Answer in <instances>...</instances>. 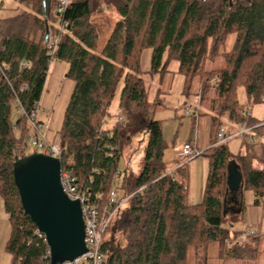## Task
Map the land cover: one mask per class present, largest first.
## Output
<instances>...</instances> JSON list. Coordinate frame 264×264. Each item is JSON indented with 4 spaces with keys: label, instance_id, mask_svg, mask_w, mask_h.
<instances>
[{
    "label": "trees",
    "instance_id": "16d2710c",
    "mask_svg": "<svg viewBox=\"0 0 264 264\" xmlns=\"http://www.w3.org/2000/svg\"><path fill=\"white\" fill-rule=\"evenodd\" d=\"M59 1L50 0L47 19L43 0H16L28 9L0 18V201L9 215L5 249L10 264H47L50 258L45 236L37 234L38 227L22 207L13 168L26 155L27 137L35 133L26 113L41 100L53 60L68 64L67 76L74 82L58 132L63 167L72 170L81 187L99 194L102 209L110 191L117 188L118 177L122 180L119 198L125 203L103 236L107 264H196L189 262L191 253L197 259L209 242L217 240L227 258L256 259L258 236L250 244L237 241L229 227L242 212L232 213L225 227L223 198L228 164L234 159L241 166L244 189H251L264 208V121L248 114L237 98L238 88L244 87L249 102L262 99L264 0H105L116 7L120 19L100 52L98 30L89 20L100 2L68 0L57 15ZM54 17L60 18L59 23L67 21L63 30L52 26ZM47 25L58 37L53 52L45 41ZM146 48L152 49V75L163 77L175 59L186 95L199 80L196 114L202 109L212 120L210 146L202 151L209 170L199 203L188 202L184 163L171 170L164 159L168 144L162 123L154 118L161 101L149 100L142 77L140 58ZM220 57L222 67L206 69L208 61ZM22 60L29 66L20 69ZM5 65L9 72L2 71ZM120 85L126 119L103 130L101 120ZM18 100L26 113L14 121ZM242 123L256 125L262 140L244 142L240 154L233 155L226 141L217 143V134L221 127L231 133L232 126ZM143 133L148 140L140 172L121 170L122 146ZM228 240L232 245L224 250Z\"/></svg>",
    "mask_w": 264,
    "mask_h": 264
},
{
    "label": "rangeland",
    "instance_id": "374dc122",
    "mask_svg": "<svg viewBox=\"0 0 264 264\" xmlns=\"http://www.w3.org/2000/svg\"><path fill=\"white\" fill-rule=\"evenodd\" d=\"M98 1L100 4L97 9L92 12L89 20L98 30L97 51L100 52L111 36L116 22L120 19V14L113 4L105 0ZM25 9L28 8L23 5L19 6L16 0H0V18L10 16L14 12H21ZM59 20L60 18L58 17L52 18V26L59 27L61 23H59ZM226 47L230 49V45L227 44ZM151 56L152 49H144L141 53L140 64L142 77L148 89L149 100L151 102L161 101V104L158 105L155 110L154 118L160 120L162 123L163 138L168 144L164 152V159L171 167H173L176 160L177 162L184 163V166L189 172L188 202L199 203L202 201L204 195L206 178L209 170L208 158L203 154L191 159L179 155L181 146L187 142H194L201 151H204L210 146L211 117L205 114L202 109L201 114H196V110L199 107V80L195 79L193 81L190 94L186 95L184 93V76L178 73L179 62L172 59L168 65V72L165 73L163 77H159V75H152L150 73ZM223 65L224 60L220 57L213 62L208 61L206 69L220 68ZM68 67L66 62L57 60L52 61L40 100L37 118L43 124L41 132L48 141H52L53 139L59 140L58 132L63 124L65 110L73 91L74 82L72 78L67 76ZM121 86L122 85L117 89L116 95L110 105L109 112L106 113L101 120V126L104 129H112L113 123L118 121V118L122 115V109L120 107ZM237 98L240 103L247 106L253 117L264 121V91L262 99L259 102H249L244 87H239L237 90ZM187 110H189V112H187ZM21 115V109L15 105L12 112L13 120L16 121ZM237 128L240 129V126ZM232 129L235 130V127L232 126ZM15 132L18 135L20 134L18 128ZM147 140V134H138L133 137L130 144L122 146L124 156L120 162L121 170L128 168L134 174L140 172ZM261 140L262 137H258L257 135L256 142H261ZM244 142L251 143L252 141L248 137L245 140L242 137H234L226 141V145L233 155H238L244 149ZM35 151V147L32 146H27L25 148L26 155ZM120 181L122 180L118 177L115 186L117 187L115 190L118 197H120V190L118 189ZM243 200L245 208H252L250 204L254 200V195L251 189H244ZM250 208L243 211L238 221L233 222L232 229L234 232L241 231L240 233H244L250 228L257 230L255 234L247 238L248 243L249 238L251 240L255 235L258 236L257 259L240 260L236 258H227L222 254L221 242L217 240L209 242L197 259L196 255L191 253V261L189 260V262H195L197 264L198 259H200V264H264V212L261 209H257L258 217L257 220L253 222L252 217H249ZM227 214L228 222L225 224V227H229L228 225L233 219L229 211ZM9 234L10 228H7V224L3 225V221L0 219V264H10V256L5 249ZM239 234L234 233L235 236H239ZM230 245H232V242L230 240L226 241L224 250L229 249Z\"/></svg>",
    "mask_w": 264,
    "mask_h": 264
},
{
    "label": "water",
    "instance_id": "95a60500",
    "mask_svg": "<svg viewBox=\"0 0 264 264\" xmlns=\"http://www.w3.org/2000/svg\"><path fill=\"white\" fill-rule=\"evenodd\" d=\"M44 18L50 13V0H43ZM57 15L59 12L57 11ZM50 29L46 26L45 41ZM62 162L59 157L35 151L20 157L13 168L21 204L45 236L51 264H58L85 253V226L81 204L70 199L61 184ZM244 176L241 166L232 159L227 169L224 214L239 212L243 203ZM231 197L232 204L228 200Z\"/></svg>",
    "mask_w": 264,
    "mask_h": 264
},
{
    "label": "built area",
    "instance_id": "2783aa9c",
    "mask_svg": "<svg viewBox=\"0 0 264 264\" xmlns=\"http://www.w3.org/2000/svg\"><path fill=\"white\" fill-rule=\"evenodd\" d=\"M67 4L68 0L59 1L57 7L59 15L64 11ZM67 24V21L62 20L59 29L63 30ZM57 42L58 37L52 31H50L48 43L49 47L51 48V52L55 50ZM27 66H29V63L26 60H22L20 63V69ZM1 69L4 73L10 71V68L7 65L1 67ZM17 102H19L20 105L19 109L26 113L20 101L18 100ZM39 104L40 101L35 102L33 109L26 113L27 118L35 131L34 134L27 137L26 145L35 147L36 151H41L45 154L56 156L61 159V146L59 140L53 139L52 141H48L41 132L43 124L37 118ZM247 113L250 114V111H247ZM124 119H126V117L124 113H122V115L118 118V121H123ZM255 127L256 125L250 126L247 123H242L239 130L231 133H228L225 127H221L217 134V143L228 141L234 137H242L243 139L248 137L252 142H255L257 140ZM102 129L106 130L103 127ZM103 130L101 132H103ZM200 154H202V151L198 149L192 142L185 143L182 146L180 153L181 156L189 159ZM61 184L63 191L68 195V197L70 199L78 200L81 204L87 250L85 253L74 258L73 260H65L64 262L58 264H107V254L102 250L103 236L112 219L124 205L125 199H120L115 188H113L109 193V201L107 206L102 209L98 203L99 194L96 193L93 195V193L86 187H81L77 176L72 173L71 169L66 167L64 168L63 165L61 168ZM256 232V229L250 228L246 232H242L237 237V241L240 244H245L247 243V238ZM37 234L42 233L37 230ZM47 264H51L50 258Z\"/></svg>",
    "mask_w": 264,
    "mask_h": 264
},
{
    "label": "crops",
    "instance_id": "0c3cea01",
    "mask_svg": "<svg viewBox=\"0 0 264 264\" xmlns=\"http://www.w3.org/2000/svg\"><path fill=\"white\" fill-rule=\"evenodd\" d=\"M187 112H189V110H187ZM240 128H241V125H240ZM237 130H239L237 127L235 128V130L234 129H232V132H234V131H237ZM192 143H194V142H192ZM195 144V143H194ZM196 145V144H195ZM197 147V146H196ZM181 150H182V146H181V149L179 150V155H180V153H181ZM180 163V162H179ZM177 164H178V162H177V160H176V162H175V164H173V167H171V170H173L176 166H177ZM188 175H189V172H188ZM189 180V179H188ZM228 200L230 201V203L232 204V201H231V197L229 196L228 197ZM243 205H244V200H243V203H242V207H241V209H240V211L239 212H237V211H234V210H229V212L232 214V213H243V211H246V210H248L249 208H245L243 211H242V208H243ZM250 206H252V208H250V212H252V213H250L249 212V217L251 216L252 217V221L253 222H255L256 220H257V217H258V213H257V209H261V210H263V212H264V208H263V206H262V204L261 203H258L257 201H256V199H255V197H254V200H253V202L250 204ZM242 213H241V216H242ZM0 219L3 221V225H6L7 224V228L9 227V215H8V213L6 212V210H5V207H4V202L3 201H0ZM238 221V220H237ZM232 227H233V225L231 226V231H232V233H236V234H239L241 231H238V232H234L233 231V229H232ZM252 239H253V237L251 238V240H250V238H249V241H248V243L247 244H250V243H252ZM257 243H258V240H257ZM257 257H258V254H257ZM257 259V258H256ZM240 260H245V259H240Z\"/></svg>",
    "mask_w": 264,
    "mask_h": 264
}]
</instances>
